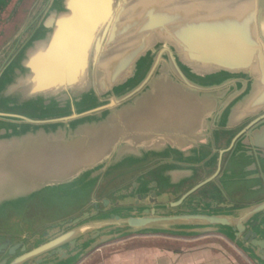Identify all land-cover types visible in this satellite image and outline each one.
Instances as JSON below:
<instances>
[{
    "label": "water",
    "instance_id": "1",
    "mask_svg": "<svg viewBox=\"0 0 264 264\" xmlns=\"http://www.w3.org/2000/svg\"><path fill=\"white\" fill-rule=\"evenodd\" d=\"M74 3L47 0L15 61L0 72V92L15 96L0 100V119L22 122L0 134L16 142L1 147L0 187L21 185L26 198L61 186L78 194L97 188L124 165L122 114L139 108L142 93L156 98L134 122L166 133L211 118L205 112L216 104L210 98L207 104L206 96L241 78V87L220 104V111L234 112L223 134L242 125L228 149L264 130V0H102L86 18L77 9L74 20H64L74 16ZM140 71L142 79L124 89ZM220 75L223 81H215ZM90 92L98 103H88ZM24 107L35 115H25ZM252 146L260 156L264 148ZM220 165L221 157L217 172L171 201L154 188L134 187L131 203L104 198L100 205L94 190L87 210L27 235L0 264H74L100 245L148 232L220 233L264 264V198L218 207L207 200L211 191L194 195L218 181Z\"/></svg>",
    "mask_w": 264,
    "mask_h": 264
},
{
    "label": "crops",
    "instance_id": "2",
    "mask_svg": "<svg viewBox=\"0 0 264 264\" xmlns=\"http://www.w3.org/2000/svg\"><path fill=\"white\" fill-rule=\"evenodd\" d=\"M240 80L234 79L226 88L213 91L212 95L206 96L204 100L207 104H209V98L211 103L216 104L205 112L211 115V118H207L195 128L184 126L182 129L166 133L160 130L157 132L156 127H142L138 124L139 122H134L133 117L145 110L143 109L145 103L149 105L150 99L156 98L147 96L146 93L140 94L138 96L139 108L136 111L132 108L127 111L128 113L122 114L124 122L121 120L122 142L119 159L121 158L124 165L105 178L102 185L104 190H99L97 196L94 193L96 201L102 205V200L107 198L114 205H119L118 201H121L120 205L129 204L134 195L129 190L134 187L154 188L164 193V199L171 201V195L184 192L217 172L220 157V170L216 176L218 181H212L194 195L204 196L205 193L208 194L211 191L212 197L207 200L216 202L218 207L227 203L250 204L264 198V149L260 156H255L252 146L256 142L264 148V130H253L252 136L245 140H240L243 136L239 137L231 150L228 149L230 142L242 130V125L231 126L228 133L223 134V131L228 129L226 126L228 117L230 118L234 112L232 110L220 111V104L241 87L243 79L240 78ZM7 98L13 102L15 96L12 92L9 93V97L0 92V100ZM0 111L4 109L0 107ZM12 113H18V111ZM28 116L33 117L34 114ZM7 121L10 124L9 130L17 129L18 123H22L18 122L16 117L9 118ZM27 125L28 129L36 128L33 124L28 123ZM41 125L44 128L48 127V123ZM50 126L53 127V125ZM0 134H2L1 131ZM10 141L7 145V139L0 140V152L1 147L10 145L9 148H11L15 145L16 142L13 139ZM243 142H247L250 146H245ZM147 149H152V151H147ZM226 149L228 150L224 151ZM221 150L224 152L219 154ZM194 162H200L202 166L198 167ZM0 177H2L1 172ZM101 184L102 181L97 188L94 189L95 186L91 188L90 192L94 190L96 192ZM1 192L0 190V195ZM88 198L89 200L84 201V207L79 209V212L92 206L91 193ZM33 233L35 232L31 234ZM23 239L25 240V238L17 240ZM74 264L256 263L234 242L220 233L176 235L148 232L131 234L100 245Z\"/></svg>",
    "mask_w": 264,
    "mask_h": 264
},
{
    "label": "rangeland",
    "instance_id": "3",
    "mask_svg": "<svg viewBox=\"0 0 264 264\" xmlns=\"http://www.w3.org/2000/svg\"><path fill=\"white\" fill-rule=\"evenodd\" d=\"M1 1V0H0ZM25 1V0H24ZM23 0H18L19 9H22V12H27L32 10L33 11H39L42 6L45 5V1L47 0H26L24 2ZM33 1V2H32ZM16 4V6L18 7ZM30 16V14H29ZM21 20V19H20ZM25 20V19H24ZM23 20V21H24ZM8 44L6 46V50H8ZM3 63V58H0V64ZM223 76H219V78H216L215 81H220ZM141 78V71L138 73L137 78L130 82V84L127 87H124V89H129L130 87L134 86L137 81H139ZM88 103L90 102L91 105L98 103L96 101V97L93 95L92 92L87 93ZM19 110V109H15ZM21 112L25 113V115H35V112L31 107H24L21 109ZM28 117V116H27ZM19 121V120H18ZM10 124L6 119H3L0 121V131L2 132L1 135L5 134V129H8L9 131ZM4 138V139H3ZM7 138V144L9 143V137L6 135L2 137V140H6ZM8 182V181H7ZM104 183V180L102 181V184L100 187L96 190L95 195L99 194V190L101 191L102 185ZM2 186V183H1ZM18 187L21 185H17ZM17 189L14 187H1V195H0V222L3 227H10L12 228L11 232H15L16 235L19 236H27L28 234H31L32 232H39L42 231L48 223L54 222L53 220H57L58 218H62L65 216L70 215H78L79 209H82L84 206V201L89 200L90 193L92 195V192H90V189H87L86 191L78 194V192L73 193L68 188H65L64 186H61L56 189L60 190H53L50 193L48 191H45L44 193H41L39 195H35L29 198L23 197L27 191L23 190V186L19 187ZM8 190V191H7ZM48 190V189H46ZM4 191L6 193H4ZM97 196V195H96ZM22 197V198H21ZM77 197L79 199H77ZM4 202L5 204H1ZM14 240H17L19 238H13Z\"/></svg>",
    "mask_w": 264,
    "mask_h": 264
},
{
    "label": "flooded vegetation",
    "instance_id": "4",
    "mask_svg": "<svg viewBox=\"0 0 264 264\" xmlns=\"http://www.w3.org/2000/svg\"><path fill=\"white\" fill-rule=\"evenodd\" d=\"M16 4L18 5V0H9L8 4L0 10V58H3V63L0 64V72L4 67L10 66L15 61L18 50L30 38L32 27L29 26L36 21L38 22V18L44 13L42 10L45 5L39 11L32 12L30 10L27 14V12H22V9H19V5L17 7ZM7 44L8 50H6ZM103 190L102 187L101 191ZM11 231L12 228L3 227L0 222V245H4L1 247L0 260L6 256L10 247L18 241L13 238H26L24 235L18 237L15 232Z\"/></svg>",
    "mask_w": 264,
    "mask_h": 264
},
{
    "label": "snow or ice",
    "instance_id": "5",
    "mask_svg": "<svg viewBox=\"0 0 264 264\" xmlns=\"http://www.w3.org/2000/svg\"><path fill=\"white\" fill-rule=\"evenodd\" d=\"M102 2V0H75V3L73 5L74 7V16L64 18V20L72 21L75 19V16L77 14V9L79 10V15L81 17H87L89 14V10L95 7L98 3ZM63 22V20L61 21Z\"/></svg>",
    "mask_w": 264,
    "mask_h": 264
},
{
    "label": "trees",
    "instance_id": "6",
    "mask_svg": "<svg viewBox=\"0 0 264 264\" xmlns=\"http://www.w3.org/2000/svg\"><path fill=\"white\" fill-rule=\"evenodd\" d=\"M9 0H5V3L1 6L0 10H2L7 4Z\"/></svg>",
    "mask_w": 264,
    "mask_h": 264
}]
</instances>
